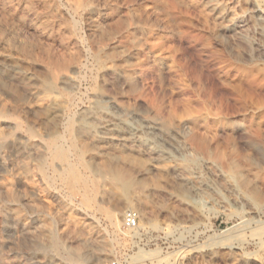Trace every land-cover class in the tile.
Here are the masks:
<instances>
[{
	"label": "rangeland",
	"instance_id": "rangeland-1",
	"mask_svg": "<svg viewBox=\"0 0 264 264\" xmlns=\"http://www.w3.org/2000/svg\"><path fill=\"white\" fill-rule=\"evenodd\" d=\"M6 2L0 0V63H16L19 72L0 71V101L3 115L21 124L18 135L11 125H0L4 135L11 134L2 146L7 162L21 157L31 134L45 135L48 123L39 111L28 112L24 106L35 102L29 89L52 83L46 91L71 103L66 117L95 109L118 114L108 97L125 111L129 125H141V118L156 121L160 133L142 132L141 137H153L157 147L172 143L188 176L180 179L169 162L161 163L165 171H156L139 143H127L117 146L118 153L107 145L108 158L86 160L93 169H120L122 197L101 201L94 189L85 208L80 195H70L52 175L40 195L16 183L38 210L19 203L26 223L55 227L57 240L47 248L43 237L24 230L18 238L3 228L4 241L18 238L16 260L73 264L70 254L90 259L105 249L107 261L119 264H264V0ZM67 82L75 85L74 93ZM86 131L75 128L77 141L82 143ZM140 171L147 173L141 177ZM131 190H143L142 195L124 208ZM116 209H123L118 229L105 215ZM137 209H144L149 221L140 219L136 229H125V213ZM68 214L76 225L61 233ZM84 222L92 241H74ZM7 251H2L4 257Z\"/></svg>",
	"mask_w": 264,
	"mask_h": 264
},
{
	"label": "bare ground",
	"instance_id": "bare-ground-1",
	"mask_svg": "<svg viewBox=\"0 0 264 264\" xmlns=\"http://www.w3.org/2000/svg\"><path fill=\"white\" fill-rule=\"evenodd\" d=\"M5 2H6V0H5ZM11 2H13V1H11ZM23 2L26 4L25 1H23ZM20 3H22V2H20ZM3 4H4V2H3ZM6 4H7V2H6ZM19 5L20 4L17 3L16 7L19 8ZM45 8H47V7H45ZM6 9H8V11H9V7L8 8L6 7ZM37 10H38V8H37ZM12 13L14 14L13 11H12ZM21 14H20V16H21ZM33 15H32V17H33ZM32 17H30V18H32ZM44 17H45V15H44ZM27 18H29V17H27ZM50 20H51V18H50ZM1 23H0V25L2 26ZM4 26H6V25L4 24ZM2 27H0V28H2ZM46 27H48V26H46ZM38 28H40V27H38ZM46 29H44V30H46ZM0 31H1V29H0ZM46 33H47V31H46ZM49 33H50V30H49ZM1 37H2V34H1ZM1 37H0V40H4ZM10 38H12V40L9 39L10 41L15 42V41H13V39H14L13 36H11ZM19 42L20 41L18 40V43ZM30 48H31V46H30ZM14 54H15V52H14ZM19 55H21V54H19ZM21 59H22V57H21ZM15 64L9 63L7 65H4V64L0 63V71L2 69L8 68L13 73H17V72H19V68ZM47 64L44 63V65H47ZM22 71H23V68H22ZM51 75H52V73H51ZM0 79H2V78H0ZM5 79H6V77H5ZM12 80H13V78H12ZM48 80H49V78H48ZM69 80H70V78H69ZM65 81H66V79H65ZM65 85H66L67 90L69 92H73V90L75 89V85L73 83L67 82ZM53 86H54V84L52 85V83H49L48 85H46L44 87L42 86V87L32 88V89L28 90V94L30 95V97H32L35 100V102H34V104L24 106L25 110L28 112L39 111V113L42 115L43 120H45V122L48 123V128H47L44 136H38L36 134H31L26 139V141L28 143V148L24 149L20 158H17V159L14 158L16 160H13L11 162H7V160L3 156L2 146H3V143L9 139L11 134L4 135L0 131V171L2 174L0 176V264H20V261L18 262V260H16L18 258V255H19V249L17 248V246L15 244V240L19 238L17 235L21 234L24 230L29 231L30 233H32L34 235V238H38L39 240L41 237H43L42 240L45 239V241H47V244H46L47 248H54L56 246V241H57L54 234L52 233V230H54L55 227L52 226V229H51L50 228L51 226L50 227L46 226V224H43V223L40 225L36 224L37 226L28 225V222L26 223V219L24 218V216L21 212L22 210L20 211L18 208L19 203L22 201L26 202L33 212H36L38 210H37V207L35 206L34 202L32 200H30L29 198L25 197L24 190L18 189V187L16 186V183L21 184L23 189L29 190L32 193L40 195L41 193H43L42 191H44V190H42L41 186L43 185V187L44 186L47 187L48 184L50 183V179H51L49 177V175H52L54 178H56L57 180H60L64 184V186L66 187V189L68 190L70 195L75 196V194H79L80 195L79 197H81V202L80 201L79 202L82 205H84L85 208H86V206L89 207V205L91 203L90 201L92 200V195H93L92 191L94 189H97L98 191H100L101 201L106 199V198L110 199L111 197H112V199L114 197H122L121 187H124L125 183L122 181V172L120 171V169L119 168L113 169L112 166H109L107 169L105 167L93 169L90 167V165H88L86 160H87V158L93 159V160L95 158H98L99 160H100V158H108L110 156V153L108 152L109 150L107 148V145H109V144L113 145L114 146L113 151L118 153L117 152L118 151L117 146H124V145L126 146L127 143H130V144L139 143L143 147L142 150L144 151V153L147 154L148 156H150V159H151L150 165H152V167L151 166L150 167L155 169L156 171H160V172L165 171L166 165L163 166V165H161V163L169 162V163L173 164L174 171L180 177V179H182L183 181H187V179H188V176L185 173L184 169L181 168L178 164V159H177L178 150L173 145H171L172 143H165L164 146L162 145V147H157L156 146V140L153 137L152 138L149 137L147 139H143L141 137L142 132L151 134L153 136H154V134L158 135L160 133V127H159L158 123H156V121L141 118V120H142V122H140V123H142L141 125H134L133 124L134 126H131L128 123V117H127L128 115L125 113V111H123L122 109L117 107L113 98H108V97L106 99V102L111 104L112 106H114L117 109L118 114H103L102 112L97 111V109H95L94 111H86L85 110L84 112H81L77 118L66 117L65 112H66V109H67L68 104H69L67 99L59 97V95H61V94L56 96V95H53L52 93H49L46 91L47 88H52ZM0 90H2V89H0ZM68 93H66V94H68ZM64 94H65V92H64ZM14 96H16V95H14ZM22 104H24V103H22ZM16 107H18V106H16ZM4 108H5V106L0 101V125L1 124L11 125L12 129H13V135H18L20 132V129H21V124L18 121H16L15 119L10 120V118H6L3 115ZM35 113H37V112H35ZM67 115H68V113H67ZM129 115H131V114L129 113ZM17 120H18V118H17ZM136 120H137V118H136ZM75 128H80L81 130L82 129L87 130L86 134L82 137L81 142L86 144L87 146H89L90 147L89 150L84 149V146L82 145V143L77 141L78 139L75 138V136H74ZM6 129H7V127H6ZM61 130L63 131V134H62ZM42 135H43V132H42ZM161 138H163V137L161 136ZM17 154L19 156V153H17ZM14 156H16V155H14ZM91 162H92V160H91ZM132 171L134 172V170H132ZM145 173H147V172L146 171H142V172L140 171L139 172L140 175L141 174L143 175ZM142 175H141V177H142ZM52 188H53V185H52ZM58 188H60V187H58ZM62 188H63V186H62ZM131 191L132 192L130 194L129 199L125 198L124 208L131 207V201L135 200V198L140 197L142 195L143 190H141V191L140 190H131ZM153 192H155V191H152V193ZM64 195L65 194L63 193V196ZM123 195H125V193H123ZM70 198H71V196H70ZM94 198H95V196H94ZM168 198L170 200H173L174 202L178 200V198L172 194H168ZM68 199H69V197L67 198V200ZM79 202H77V203H79ZM66 203H68V202H66ZM95 203H96V201H95ZM104 203L105 202H103V204ZM99 204H100V202H99ZM78 209H79V207H78ZM99 209H100V207L98 208V210ZM59 210H61V209H59ZM68 210H72V209H68ZM101 212H102V209H101ZM83 213H84V211H83ZM104 213H105V210H104ZM136 213L139 214L138 215L139 220L141 219L142 222L147 223L149 221V218L147 216V212L144 209H137ZM122 214H123V209H116V210L107 211L105 215H107V218L109 219V221L111 223L110 226H113L114 228L118 229L120 226V223H121ZM79 223H80V221H79ZM71 225H76V221L73 217H71L68 214V215H66V218L62 222V226L60 229L61 233L63 231H65V229L68 226H71ZM3 228L10 231L12 233V235L17 236L18 238L16 237L15 239H13V241H4L2 236H1V230ZM80 231L82 232V234L80 236L76 237L74 239V241H81V242H88L89 240L92 241L91 239H93L92 238L93 233H91L90 225L88 223H85V222L82 223ZM31 238H32V236H31ZM59 239H60V237H59ZM36 242H37V239H36ZM61 242H63V241L61 240ZM37 246L39 249H41V246H43L42 242L38 241ZM4 249H8L7 252L9 254L6 257H4L3 253H2V251ZM33 249H35V248H33ZM84 252H85V250H84ZM101 252H102V254H98L95 257H92L90 259H86L84 257V254H80V253L79 254L73 253L70 255H69V253H67V254L69 255L70 261L73 262V264H97L100 261H102L104 263L109 262V261H107V258H106L107 250L104 249L103 251L101 250ZM9 257H12V258L10 259ZM24 261H25V259H24ZM55 262L45 261V260H36L31 264H60V263H55Z\"/></svg>",
	"mask_w": 264,
	"mask_h": 264
},
{
	"label": "built area",
	"instance_id": "built-area-1",
	"mask_svg": "<svg viewBox=\"0 0 264 264\" xmlns=\"http://www.w3.org/2000/svg\"><path fill=\"white\" fill-rule=\"evenodd\" d=\"M139 216L134 211H127L123 217V227L127 230H134L137 228ZM102 264H118L116 261H109Z\"/></svg>",
	"mask_w": 264,
	"mask_h": 264
}]
</instances>
